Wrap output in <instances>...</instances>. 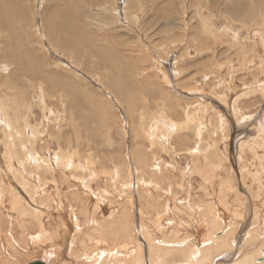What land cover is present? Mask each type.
<instances>
[{"label": "rangeland", "instance_id": "1", "mask_svg": "<svg viewBox=\"0 0 264 264\" xmlns=\"http://www.w3.org/2000/svg\"><path fill=\"white\" fill-rule=\"evenodd\" d=\"M8 1L12 2L11 10L8 16L6 15L7 19L0 21V79H3V81L7 80V87L12 84V86H17V89L14 90V94H16L15 91H20L17 93L16 97L18 99L21 98L22 103H15L20 105L21 108H25L24 110L21 109V113L25 112L26 106L29 102L32 103V115L29 119V123L32 125L39 124L37 131L39 137L37 138V143L35 145L36 150H33V152L32 150L29 151L32 155L31 158L26 157L27 155L23 156V153L22 155L15 153L14 143L10 144L12 145V147L10 146L12 148L11 150H13L14 153L11 151L9 154L11 158H6L7 155H5L4 145H2L1 142L5 140L2 128L7 126L8 132L10 126H8L9 122L4 120V117L3 121L0 120V139H4L0 141V146H2L0 147V177L3 178V183L0 185V201L2 200V202H0V253H2L5 260L14 264H25V262L27 263L34 260L44 261L47 264H81L73 260L65 259V262H63L61 259L51 258L47 251V245L45 246L44 244H36V248L34 250V248L29 244V240H31L30 235L37 232V228L34 227L33 229H29V227L26 226L25 229H28H21L22 225H27L23 223L25 219H27V222L31 219L29 217H23L20 219V223H18L16 213L9 210L11 209L10 202L14 200H18L24 207H29L30 211L41 212L43 214V221L46 228H51L49 230L52 232L56 231V229L59 230V239H57L58 242L56 243L59 248L60 245H63V242H66L67 238L69 240L71 234L75 235V231L72 230L71 232H68L62 228L63 222L65 225L72 222L68 214L70 210H73V220H77V224L72 222L73 224L69 223V225L72 227L77 225V227H80L82 230H86L92 224H89L90 219L85 223L82 222L83 216L79 213L83 204H85V209L87 211H91L93 205L92 202L96 200L99 205V211L102 212V214H104L105 211H108V214L105 216H109L111 212H119L120 209L125 206V201L128 200V194L126 193H129L132 190L134 194L131 192V200H133L131 202L136 204L133 209L130 208V215L133 223L129 230L134 233L137 241H139L144 248L146 247L143 230L139 231V228L142 229V222H139L141 219L138 218L141 217L140 215L142 214L140 211L141 207L139 206V194H137V192L139 193L137 186V167L131 155L134 146V142L131 139V130H129L131 122L123 104L119 101V98L115 97V91L118 89L124 91L122 93L126 94V96L136 98L137 107H140L141 102L146 100L150 111H154L156 113V111H160L157 109L162 107L166 108V110L163 109L165 116H167L166 118H170L165 119L167 122L164 123H169L167 126L168 131L170 125L176 123L178 118L180 119H178V121H181V119L186 117L188 118L186 119V122L192 123L196 127V136L199 135V139L196 136L191 138L189 136L191 134L190 131H185L182 136L180 134L176 135L177 138L175 137V140L171 133H169L170 131L167 132L166 136H164L162 133L161 135L156 132L157 128L153 127L151 132H149V139L162 145L163 147H161L164 150H168V153H166L162 149L163 152L160 151V156H157L158 158L154 157V152L151 153L154 151L152 144H150L151 140H144L147 143L143 141L144 149L150 155L148 159L150 160L149 164L152 166V168L150 167V170L154 169L155 171H162V176H159L161 179L156 176L154 178L157 180L156 185L151 184L150 189H155L157 191L159 186L162 188L160 194L161 196L158 194L160 193L159 190L158 193L155 190H153V192L157 193L155 197L159 199V202L166 200L165 202L168 213L165 214L164 219L167 220V218H169V221L172 220L174 223L172 224L175 225L168 226L167 224H164V226L169 230V233H175L177 231L176 236H178V240L181 243L189 236L190 238H195L197 236L202 238L206 235L208 232L206 231L207 229H201L198 226L196 227V225H192L189 230L191 233L187 232L188 229L185 230L181 226L179 227V225H184L188 220L184 213L180 212V214H177L175 207L182 209L185 213L189 212L190 214L193 212V215H197L194 213L196 211L192 210L191 205L193 201L196 202L203 199L207 202L208 206L213 207L212 209L221 210L220 215L222 213L227 214L226 208L222 205V203L220 204L218 199L220 188L224 186L222 189L225 191L227 199H229L230 208H237L239 210L244 208L245 215L244 221L239 225V229H242V231L238 229L237 233H241L238 234V237L236 234L237 243L233 253H235L237 249L239 250V248H241L242 234L244 230H251L250 228L253 226L254 215L258 209L259 210L257 212L261 213H259L258 225L262 234L260 239H264V228H262L264 226V188L262 189L259 198L256 199V202H254L255 200H250L244 187V184H248L254 190H257L260 183L264 185V172L261 170V165H264V155H262L264 154V97L263 94L259 93V91L264 88V0H177V2L176 0H142L141 11L137 8V5H135L134 8H130V12L127 9L128 5L133 6L134 3L127 5L128 0ZM105 3L107 4L105 5ZM163 6L167 9L159 13ZM174 9L177 10L178 13H175ZM117 13H120V17ZM204 16L205 18H203ZM54 18L56 19L54 20ZM65 18L67 23L71 24L70 29H68L64 22ZM260 18L262 20H260ZM56 25L59 26L57 27ZM60 28L62 29L59 30ZM62 39L71 41L72 45L68 46V44H62ZM75 45H78L81 49ZM88 46H90V48ZM97 46L105 47L103 48L105 50L102 52H95L92 47ZM75 52H77V54ZM71 53L74 56L73 58L68 57L72 56ZM99 53H104V55L99 56ZM29 56L32 58H29ZM207 60H210V62H207ZM212 60L213 62H211ZM226 60L228 62H226ZM86 61L88 63H86ZM78 64H80V67H78ZM213 66H217L215 67L217 70H215ZM20 67L23 68L21 69ZM204 68L207 69L203 70ZM70 69L75 73L77 72L84 79L78 83L84 90L90 93L92 92L98 96L97 103L101 102L102 99H106L108 103L101 102V111L106 113V117L111 125L114 122L111 126L113 128L111 129L112 135L110 137L111 140H113V144L110 145V143H107L106 138L103 139L101 136H97V138L95 137V140L98 145L92 146V144V147L89 146L87 149L89 152H93V154L98 158L96 165L92 170L95 171V173H101L102 167L110 168L114 166V163L115 165H120L122 162L125 163V165L129 167V171L131 170V185L129 190H127L128 184L125 180L118 182L114 178L110 179L109 176H104L98 173L97 181L90 185L92 197L86 199L83 192L87 189L86 185L88 177L78 179L74 177L72 173H68L67 171L64 172L63 170L53 167L55 164L53 156L54 153L59 147L65 150L66 153L68 145L66 146L65 140L67 137L65 138L64 136H67L69 132H72V128L68 125H63L64 127L58 128V126H60L59 121L56 122L55 126L53 125L56 119L52 112L54 110L56 112L59 111L61 113V117L67 119V116H65V114L67 115V112L63 110L62 103H59L57 94L60 95L59 97L61 100L63 99L64 103H66V107L68 108L69 106L71 108L70 111L73 112L74 127L76 129L78 125H80L82 131L80 132L82 135H85L84 129L86 127H94L97 122L96 120L91 123L92 121L90 118L92 120H94V118L87 117V109L85 106L80 107L78 98H65V94L68 92L66 86L69 84L68 70ZM47 71L52 73L49 74ZM17 75H19L20 78ZM52 75H57L59 78L54 79V81L52 83L50 82V84H46V80H51V77L53 78ZM180 75L182 77H180ZM60 77L64 78V81L60 80ZM9 80L10 83L8 82ZM44 85L48 87L47 89L50 88L51 91L50 89L47 90ZM7 87L6 89L1 88L0 93H6L7 95L9 91L7 90ZM28 88L30 91H28ZM258 88L260 90H258ZM23 89L25 91H21ZM42 91L49 94L51 97H54L46 99L47 107L44 111H42L40 105L42 101ZM162 93L168 96V102L166 105L170 103L169 107H166L163 104ZM38 95L40 97H38ZM8 99L9 101L10 99L11 101L14 100V98ZM11 104L13 106V103ZM12 106H9L10 109L12 108L11 110H13ZM201 109L203 110L199 111ZM190 110L194 111L195 116L192 117L193 120L191 117L186 116V113H189ZM232 112L237 114L233 115ZM162 114L163 112H160L159 116H162ZM237 115L238 117H242L239 119L236 117ZM80 119H82V121H80ZM85 119L87 120L86 122L90 124H87L85 121L83 122ZM162 119H164V117ZM47 127H49L48 129L50 130H48ZM65 127L69 132L64 130ZM121 127L125 129L124 132L121 131ZM26 128H28L27 133H31V131H29V127ZM121 132L122 134L126 133V137L124 136L125 134H123L124 137L119 134ZM186 133L188 134V140L183 137ZM154 135L160 136V138H155V140ZM161 136L163 137L161 138ZM255 139L260 140L257 141ZM138 140L139 143L142 142L141 139ZM84 141L85 140L81 141L83 142V146L85 144ZM170 141H173L174 143ZM11 142L12 141H10V143ZM164 144H169V146H165ZM214 144H217L218 149V151H216V159L215 161H212L211 164L206 165V152L204 151H209ZM251 144H254L252 145L253 147ZM260 144H263L261 148ZM87 145L89 144L87 143L86 146ZM83 146L81 148V153H84L83 150L86 148H83ZM23 147L22 151H24V149L26 150L28 147L30 149V145H25ZM170 147H172V149ZM196 147L198 148L196 149ZM199 148H201V150H198ZM202 148L207 149L202 150ZM246 149H248V152ZM37 154L45 156L47 159L51 158L52 163L47 167L48 169L49 167H52L55 170L52 177L48 175V173L40 179L36 174L34 175L31 170L26 169V164L36 165L33 159L37 157ZM169 154H171V156ZM192 154L197 156L199 165L197 164V161L196 163L194 162L195 160L191 161L193 160L191 157L193 156ZM12 155L15 156V158ZM82 156L77 163H84ZM217 162L218 166L221 165L220 167L216 166ZM200 163H202V165ZM22 167L24 168L22 169ZM9 169H11V171ZM166 169H169L168 172L170 174L166 172ZM212 169L214 170L212 171ZM191 171L193 173H191ZM13 172H16L17 175H13ZM29 173L30 175H28ZM6 174H8V176ZM146 178L149 177L146 176ZM44 179L47 180L46 184L44 183ZM51 179H53V182ZM218 179L219 181H225L222 186L220 183L221 181L218 182ZM26 180L29 181V183H27L29 185L24 183ZM231 180L233 181L232 183L234 186L232 187L234 191L231 188L227 189V186L229 185L227 182L229 181L230 183ZM144 181L146 183L149 181L148 183H150L153 180L145 179ZM32 182L34 184H32ZM211 182H215V184L212 183V185ZM241 184H243V186H241ZM119 185H121L120 189L118 187ZM217 186H220V188ZM26 187L28 190H26ZM34 187H37V190ZM29 188L36 190L35 192H32V196L31 193H29ZM107 189H109V192ZM181 190L183 193L180 192ZM235 191L239 193L238 197H234ZM46 193H48L50 197L49 205L45 201ZM229 193L232 194V196L228 195ZM75 194H77V197L79 198L78 203H74L72 201V196ZM206 195L207 198L205 197ZM60 196L63 197L61 209L58 207V199ZM211 200L212 202H210ZM3 201L7 203L5 204ZM259 201L262 202V204ZM165 202H163L164 205ZM239 204L241 206H239ZM4 207H6V209H4ZM190 207L191 209H189ZM139 212L140 215L138 214ZM8 215L10 217H8ZM229 216L230 214L224 216V220L226 223L231 224V222H233V218H230ZM96 218L98 219L97 221L102 220V218L98 215ZM249 219H251V221ZM175 223L178 225L176 226ZM149 226L151 227L150 222L147 223L149 232L157 233V230L154 229V231H152L153 227L149 228ZM76 229L74 228V230ZM21 231L25 233H22ZM203 232L206 233L203 234ZM22 236H25L26 239ZM27 239L28 244H19L21 240L27 241ZM9 243L11 244L10 249L8 248ZM20 245H23V248H21ZM107 245L114 249L117 247L116 244L112 246V242ZM257 245V243L255 245H250L248 246V249H256ZM26 248L35 252L28 254L30 253V250H27ZM5 249H7V254H5ZM103 249H105L103 246H99V249L97 250L104 251ZM16 250L17 252L21 251L23 255L21 256V259L18 258L16 260H12L11 255H13ZM8 254H10L9 257ZM233 258L235 259V256L229 258H227V256H220L217 258V261L216 259L214 260V264H227L225 263L226 259H228L227 262H232V260H234ZM219 259L220 261H218ZM259 259V261L263 260V258Z\"/></svg>", "mask_w": 264, "mask_h": 264}, {"label": "bare ground", "instance_id": "2", "mask_svg": "<svg viewBox=\"0 0 264 264\" xmlns=\"http://www.w3.org/2000/svg\"><path fill=\"white\" fill-rule=\"evenodd\" d=\"M105 1V0H104ZM110 1V0H109ZM112 1V0H111ZM167 1V0H166ZM183 1V0H182ZM97 2H100V1H97ZM102 2V1H101ZM114 2V1H113ZM129 2V3H128ZM127 2V5L128 4H132L134 3V5H128V11L130 10V8H134L135 5H137V8L141 11V2L142 0H128ZM177 2V0H176ZM213 2V1H212ZM238 2V1H236ZM11 1H8V0H0V21L1 20H6L7 19V16L11 10ZM116 3V2H115ZM107 3H105L106 5ZM174 5V4H173ZM172 5V7H173ZM104 6V5H103ZM237 6V5H236ZM115 7V6H114ZM176 8V7H174ZM160 9V8H159ZM167 9V8H166ZM165 7L163 6L162 9L159 11L162 12V11H165L166 10ZM172 9V8H171ZM114 10V8H113ZM135 10V9H134ZM175 10V9H174ZM126 11V10H125ZM127 11V12H128ZM173 11V9H172ZM124 12V11H123ZM130 12V11H129ZM239 12V11H238ZM121 13V11H120ZM120 13H117L118 16L120 17ZM125 13V12H124ZM175 13H178L177 10H175ZM7 15V16H6ZM116 15V14H115ZM130 15V14H128ZM166 15V14H165ZM164 15V16H165ZM110 16V15H109ZM135 16V15H134ZM11 17V16H10ZM257 17V16H256ZM262 17V16H261ZM12 18V17H11ZM205 18V16L203 17ZM13 19V18H12ZM56 18H54L55 20ZM134 19V18H133ZM201 19V18H200ZM260 20H262L260 18ZM49 21H53V20H49ZM64 22L66 24V26L68 27V29H70V23H67V20L66 18L64 19ZM52 23V22H51ZM53 24V23H52ZM57 24V23H56ZM136 24V23H135ZM204 25V24H202ZM211 25V24H210ZM57 26V25H56ZM59 26V25H58ZM57 26V27H58ZM244 26V25H243ZM199 27V25H198ZM201 28L203 29V27L201 26ZM200 28V30H201ZM62 28H60L59 30H61ZM64 31V29H63ZM25 32V31H24ZM202 33V31H201ZM8 34V33H7ZM18 34V33H17ZM12 35V34H11ZM10 36V35H9ZM64 36V35H63ZM16 38V37H15ZM19 38V37H18ZM17 38V39H18ZM234 38V37H233ZM198 39V38H197ZM236 39V38H235ZM12 40V39H11ZM60 40V39H58ZM63 40V39H62ZM105 40V39H104ZM62 44H68V46H71L72 45V42L69 41V40H63L61 41ZM75 44V43H74ZM108 44V43H107ZM88 45V44H87ZM90 45V44H89ZM20 46V45H19ZM66 46V45H65ZM78 47V45H75ZM74 46V47H75ZM90 48V46H88ZM80 48V47H78ZM105 47H101V46H97V47H92L93 50H95V52H102L103 49ZM81 49V48H80ZM109 49V48H108ZM76 50V49H75ZM84 50V49H83ZM1 51V50H0ZM67 51V50H66ZM62 52V51H61ZM70 52V51H69ZM94 52V53H95ZM77 54V52H75ZM72 54V53H71ZM104 53H99V56H103ZM77 56V55H76ZM68 57H74L73 54L72 56H68ZM29 58H32L29 56ZM90 58V57H88ZM210 59V58H209ZM212 59V58H211ZM11 60V59H10ZM16 60V59H15ZM36 61V59H35ZM94 61V60H93ZM210 62V60H207V62ZM213 62V60L211 61ZM226 62H228L226 60ZM12 63H13V60H12ZM86 63H88L86 61ZM92 63V62H91ZM97 63V62H96ZM187 63V62H186ZM217 63V62H216ZM225 63V62H224ZM21 64V63H20ZM25 64V63H24ZM203 64V63H202ZM226 64V63H225ZM14 65V64H13ZM12 65V66H13ZM19 65V64H18ZM23 65V64H21ZM221 65V64H220ZM219 65V66H220ZM11 66V67H12ZM24 66V65H23ZM32 66V65H31ZM36 66V65H34ZM58 66V65H57ZM185 66V65H184ZM202 66V65H201ZM199 66V67H201ZM239 66V65H238ZM14 67V66H13ZM40 67V65H39ZM63 67V66H62ZM78 67H80V64H78ZM206 67V66H205ZM214 67V66H213ZM217 67V66H215ZM214 67V68H215ZM222 67V66H221ZM219 67V68H221ZM1 68V67H0ZM21 69L23 67H20ZM26 68V67H25ZM117 68V67H115ZM212 68V69H214ZM228 68V67H227ZM30 69V67H29ZM28 69V70H29ZM183 69V68H182ZM186 69V68H185ZM207 68H204L203 70H205ZM34 70V69H33ZM38 70V69H37ZM41 70V69H40ZM78 70V69H77ZM90 70V69H89ZM88 70V71H89ZM202 70V71H203ZM215 70H217L215 68ZM213 70V71H215ZM10 71V70H9ZM17 71V70H16ZM42 71V70H41ZM63 71V70H62ZM69 71V84H67L66 88L68 89V92L65 94V98H78V102H79V105L80 107L82 106H85V108L87 109V117H93L94 120H92L90 118V121L91 123H93V121H96L97 122L95 123L96 126L94 127H86L84 129V133L85 135H82L81 134V126L78 125V127L75 129L74 127V119H73V115H72V111L71 108L68 106V108L66 107V103H64L63 99L61 100V98L59 97L60 95L57 94V98H58V101L59 103L61 104L62 103V108L65 112H67V115L65 114V116H67L65 119L64 117H61V113L58 111L56 112L55 110L52 111L53 114L55 115V122L53 123V125L55 126L56 122L59 121V127H64L63 125H68L69 127L72 128V132L70 133L69 131L66 130V127L64 130H66L68 133L67 136H64L65 138L67 137L66 140V146H67V151L65 153V150L61 149V147H59L57 149V151L54 153V159H55V164L53 167H56L57 169H60V170H63L64 172L67 171L68 173H72L74 175V177L78 178V179H81L82 177H88V180H87V189L86 191L83 192V195L86 199L88 198H91L92 195H91V191H90V185L92 183H94L95 181H97L98 179V176L97 174L100 173H95V171H93L92 169H94L93 167H95L96 165V162L98 160V158L93 154V152H89L88 147L91 146H97L98 143L96 142L95 140V137L97 138V136H101L103 139H107V143H110L113 144V140H111V129L113 127H111L113 124L111 125L108 118L106 117V113L105 112H102L101 111V102L104 103V102H107L106 99H102L101 102L97 103V98L98 96H96L95 94H93L92 92H87L86 90L83 89V87L78 84L81 82V80L83 79L77 72L75 73L73 70H68ZM30 72V71H29ZM28 72V73H29ZM40 72V71H39ZM49 73V71H47ZM58 72V71H57ZM185 72V71H184ZM259 72V71H258ZM10 73V72H9ZM16 73V72H15ZM18 73V72H17ZM27 73V72H26ZM52 73V72H51ZM49 73V74H51ZM182 73V72H181ZM201 73V72H200ZM254 73V72H253ZM262 73V72H261ZM19 74V73H18ZM23 74V73H21ZM46 74V73H45ZM55 74V73H53ZM57 74V73H56ZM66 74V73H65ZM68 74V73H67ZM10 75V74H9ZM32 75V74H31ZM47 75V74H46ZM59 75V74H58ZM184 75V73H183ZM19 77V75H17ZM28 76V75H27ZM45 76V75H44ZM51 76V75H50ZM53 76V75H52ZM61 76V74H60ZM99 76V75H98ZM261 76V75H260ZM13 77V76H12ZM46 77V76H45ZM49 77V76H48ZM180 77H182L180 75ZM7 78V77H6ZM9 78V76H8ZM20 78V77H19ZM23 78V77H22ZM47 78V77H46ZM59 76L57 77V75L53 76V78L51 77V80H45L47 81L46 84H50V82L52 83L54 81V79H58ZM15 79V78H14ZM27 79V78H25ZM67 79V78H66ZM98 79V78H97ZM120 79V78H119ZM180 79V78H179ZM17 80V79H16ZM19 80V79H18ZM60 80H63L64 81V78L60 77ZM84 80V79H83ZM23 81V80H22ZM38 81V80H37ZM40 81V80H39ZM99 81V80H97ZM102 81V79H101ZM100 81V82H101ZM104 81V80H103ZM10 83V80L8 81ZM34 82V81H33ZM66 82V80H65ZM99 82V83H100ZM24 83V82H23ZM27 83V82H26ZM110 83V82H109ZM56 84V83H54ZM13 85V84H12ZM10 86L8 85L7 87V80L3 81V79H0V90L1 88H5L7 87V90L8 93L6 95V93H3L1 94L0 93V120L3 121V117L5 118L4 120H7L9 122L8 126H10V129L9 131L7 132L8 130V127L7 126H4V128H2V133H4V137H5V140L4 139H0L1 140H4V141H1L2 142V145H4V150H5V155H7L6 158L9 157V159L11 158V156H9V154L11 153H14L13 150H11L12 148V143L15 144V153L17 154H21L23 153V156L27 155L26 157H30L31 158V154H30V150H36V143H37V138L39 137L38 134H37V131H38V126L39 124H34L32 125L31 123H29V119L32 115V103L29 102V104H27L26 106V110L24 113H21V109L24 110L23 108L20 107V105H18L17 103L15 102H18V103H22V99L21 98H17L16 95L18 92L20 91H15L16 94H14V90L17 89V86L15 87L14 86ZM30 86V85H29ZM46 86V85H44ZM53 86V84H52ZM84 86V85H83ZM39 87V86H38ZM107 87V86H106ZM48 87L46 86V89ZM85 88V86H84ZM112 88V87H111ZM22 89V88H21ZM50 89V88H49ZM47 89V90H49ZM65 89V90H67ZM114 89V88H113ZM19 90V89H18ZM61 90V89H59ZM88 90V89H87ZM115 90V89H114ZM258 90H260L258 88ZM21 91H25L24 89L21 90ZM28 91L29 88H28ZM51 91V89H50ZM153 91V90H152ZM162 91V89H161ZM257 91V90H256ZM262 91V92H261ZM259 91V93L263 94V97H264V88ZM1 92V91H0ZM124 91H121V90H116L115 93H116V96L117 98H119V101L123 104L124 108L126 109L127 111V115L130 119V129L131 130V139L132 141L134 142V146H133V151H132V157H133V160L135 161V164H136V171H137V174H138V183H137V186H138V190H139V193L137 192V194H139V206L141 207V214L140 215V212L138 213L141 217H139L138 219H141V221L139 222H142L141 223V228H139V231L140 230H143V236L145 238V242H146V247L144 248V246L139 242L137 241L134 233L132 231H130L129 229L132 227V218H131V215H130V212H131V209H133L134 205L136 204H133L131 201V192L129 193H126L128 194V200L125 201V206H123L119 212H111L109 214V216H105L106 214H108L107 212L108 211H105L104 214H102V212L99 211V205L97 203L96 200H94L92 202V209L91 211H87L85 209V204H83L82 206V209L80 210V215L83 216V220L82 222H87L89 219V224H92L90 225L86 230H82L80 227H77L74 226L72 227L71 225H69V223L71 224L72 222L76 223L77 224V220H73L74 217H73V214H72V211L70 210V212L68 213L69 214V217L71 218L72 222H69L67 223V225L62 224V228L65 230V231H68V232H71L72 230L75 231L74 234L75 235H72L71 233V236L69 237V240L68 238L66 239V242H63L62 244L63 245H60V247L58 248L57 246V242L59 239L58 236H59V230L56 229V231H51L49 229L51 228H46L45 224H44V221H43V214L41 212H37V211H30V208L27 207V206H23L22 203H20L18 200H14V201H11L10 202V205H11V209H9L10 211H14L16 213V217H17V220H18V223H20V219L21 218H25V217H29L31 220H29L27 222V219H25V221L23 223L27 224V225H22L21 229L23 228V230H26L28 228L25 229L26 226L29 227V229H33L34 227L37 228V232H35L33 235H30L31 236V240H29V244L34 248H36V244H44L45 246L47 245V248H48V253H49V256L51 258H54V259H61L63 262H65L64 260H73L75 262H78V263H81V264H214V260L216 259L217 261V258H219L220 256H227V258L229 257H233L235 256V259L232 260V262H227L228 259H226V262L227 264H264V239H260L262 237V234H261V229H259V215L261 214L260 212H255V215H254V221H253V226H251L252 228H250L251 230H244L243 234H242V239H241V248H239V250L237 249L235 251V253H233V251L235 250V246H236V234H237V237H238V234L241 233H237L238 232V229H239V225L241 222L244 221V218H245V215H244V208H242L241 210L237 209V208H230V203H229V199H227V195L225 194V191L222 189L224 188L220 186L218 188H220V191H219V196H218V199L220 201V204L222 203V205H224V207L226 208V212L227 214H230V218H233V222L230 223H226L225 220H224V216H227V214H221L220 215V211L221 210H215V209H212L213 207L211 206H208L207 205V202L203 199H200L196 202L193 201L191 207H192V210H195L197 215H193L192 213L189 214V212L185 213L184 211H182V209H178L177 207H175V211L177 212V214L180 212L184 213L187 218V220L189 221V224L188 221L184 224V225H179V227L181 226L183 229L187 230V232H189V230L191 229L192 225H196V227H200L201 229L202 228H206L208 231L206 235H204L202 238H199L198 236L195 237V238H190V236L184 241V242H180L178 239V236H176V233H169V230L164 226V224H167L168 226L170 225H173L174 223L172 222V220L169 221V218H167V220L164 219L165 217V214H167L168 212V209L166 208V200H162V202H159L158 198L155 197V195L158 193V190L160 191L159 196H161V190L162 188H160V186L158 187L157 191L155 190L157 193H154L152 189H150V186L151 184L152 185H156V179H154L156 176L157 178H160L162 176V171H155L154 169L153 170H150V167L152 168V166L149 164V153L144 149V146H143V141L144 140H151L149 139V132H151V130L153 129V127L157 128L156 129V132L158 133H162L164 136H166L167 132L171 133L172 137L176 140V135H183L185 133V131H190V137L191 138H194L196 136V127L192 124V123H188L186 122V119L188 118H184V119H181V121H178L177 119V122L174 123V124H171L170 127L168 128L169 131L167 130V126L168 124L164 123V122H167V120L165 119H169V118H166L167 116H165V112L164 110H166V108H159L157 110H160L159 112L156 111V113L154 111H150V108L147 106V103H146V100L142 101L141 102V105L140 107H137V103H136V98H133L132 96H126V94L122 93ZM158 92V91H157ZM258 92V91H257ZM25 93V92H24ZM29 93V92H28ZM256 93V92H255ZM258 93V94H259ZM21 94V93H20ZM128 94V93H127ZM163 94V98H162V102L163 104L166 106V107H169L170 103L166 105V103L168 102V96H166L164 93ZM249 94V93H248ZM55 95H56V92H55ZM115 95V94H114ZM161 95V94H160ZM22 96V95H21ZM24 96V95H23ZM26 96V95H25ZM45 96V97H44ZM257 96V95H256ZM262 96V95H261ZM38 97H40L38 95ZM62 97V96H61ZM8 98H14L13 101H9ZM47 98H54V97H51L49 94H46L44 91H42V101H41V108H42V111H44L47 107V102H46V99ZM161 98V97H159ZM144 99V97H143ZM225 99V98H224ZM27 100V99H26ZM50 100V99H49ZM48 100V101H49ZM160 100V99H159ZM28 101V100H27ZM73 101V100H72ZM51 102V101H49ZM57 102V101H56ZM67 102V101H66ZM245 102V101H244ZM13 103V106L12 104ZM23 103H24V100H23ZM58 103V102H57ZM108 103V102H107ZM155 103V102H153ZM162 104V103H161ZM249 104V103H248ZM25 105V104H23ZM52 105V104H51ZM199 105V104H198ZM247 105V104H245ZM9 106H12L13 107V110L10 109ZM53 106V105H52ZM163 106V105H162ZM174 106V105H172ZM171 106V107H172ZM158 107V106H157ZM201 107V106H200ZM52 108V107H51ZM54 108V107H53ZM70 108V109H69ZM164 109V110H163ZM50 110V109H49ZM156 110V109H154ZM203 109L199 110V111H202ZM191 111V112H190ZM189 113H186V116H189L192 117L195 116L194 115V111L190 110ZM233 111V110H232ZM160 112H163L162 116H159ZM235 112V111H234ZM167 113V111H166ZM233 113V112H232ZM81 114V113H80ZM169 114V113H168ZM237 114V113H236ZM233 113V115H236ZM69 115V116H68ZM170 115V114H169ZM84 116V114H83ZM86 117V116H85ZM115 117V116H114ZM164 117V119L162 118ZM180 117V116H179ZM238 117V115L236 116ZM240 117L242 116H239L238 118L240 119ZM116 118V117H115ZM117 119V118H116ZM197 119V118H196ZM201 119V118H200ZM163 120V121H162ZM176 120V119H175ZM180 120V119H179ZM193 120V119H192ZM47 121V120H46ZM80 121H82V119H80ZM86 122L87 120H83V122ZM116 121V120H115ZM195 122V120H194ZM7 123V122H5ZM4 123V124H5ZM87 123V122H86ZM121 123V122H120ZM87 124H90V123H87ZM116 124V123H115ZM118 124V123H117ZM7 125V124H6ZM29 125V126H28ZM67 126V128L69 129V127ZM157 126V127H156ZM203 126V125H202ZM26 127H29V131H31V133H27V129ZM120 127V126H118ZM49 127H47L48 129ZM101 128V129H100ZM154 128V129H155ZM262 128V127H261ZM264 128V126H263ZM52 129V128H51ZM75 129V130H74ZM216 129V128H214ZM50 130V129H48ZM57 130V129H56ZM62 130V129H61ZM262 130V129H261ZM81 131V132H80ZM116 131V129H115ZM114 131V132H115ZM120 131V130H119ZM121 131L124 132L125 129L123 127H121ZM55 132V131H54ZM121 134L123 136V134H125L124 136L126 137V133H123ZM263 132V130H262ZM7 133V134H6ZM50 133V132H49ZM52 133V131H51ZM56 133V132H55ZM258 133V132H257ZM10 134V135H9ZM60 134V133H59ZM58 134V136H59ZM118 134V133H117ZM161 134V135H162ZM260 134V133H259ZM258 134V135H259ZM44 135H47V134H44ZM43 135V136H44ZM201 135V134H200ZM264 135V134H263ZM42 136V135H41ZM53 136V135H52ZM57 136V135H56ZM123 136V137H124ZM155 136V135H154ZM199 136V135H198ZM196 136V137H198ZM63 137V138H64ZM163 136H161L162 138ZM176 137V138H175ZM179 137V136H178ZM186 140H188V134L186 133L185 136H183ZM257 137V136H256ZM263 137V136H262ZM130 138V137H129ZM158 139L160 138V136H155L154 139ZM171 138V137H170ZM9 139V141H8ZM138 139H141L142 142L139 143V140ZM155 139V140H156ZM183 139V138H182ZM199 139V137H198ZM209 139V138H207ZM61 140V139H59ZM82 140H85L84 141V146H83V142H81ZM257 140V139H255ZM260 139H258L257 141H259ZM10 141H12L10 143ZM50 141V140H49ZM64 141V139H63ZM105 141V140H104ZM120 141V140H119ZM138 143H137V142ZM159 141V140H158ZM161 141V139H160ZM166 141V140H165ZM198 141V140H197ZM210 141V140H209ZM53 142V141H51ZM89 145L86 146L87 143ZM146 142V141H144ZM170 142H173V141H170ZM199 142V141H198ZM253 142V141H251ZM262 142V141H261ZM261 142H258V143H261ZM43 143V142H42ZM147 143V142H146ZM167 143V142H166ZM174 143V142H173ZM176 143V141H175ZM195 143V142H194ZM247 143V142H246ZM58 144V143H57ZM133 144V143H132ZM150 144H152L153 148H154V151H152L151 153L154 154V157L156 158L158 155L160 156V151L163 152V146L160 145L159 143L157 142H154L151 140ZM162 144V143H161ZM177 144V143H176ZM192 144V143H191ZM211 144V143H209ZM213 144V143H212ZM256 144V143H255ZM264 144V143H263ZM263 144H260V148L262 147ZM1 145V144H0ZM25 145H30V149L29 147L26 148V150L24 149V151H22V149L24 148L23 146ZM64 145V144H63ZM138 145H141V146H138ZM165 145V144H164ZM181 145V144H180ZM198 145V144H197ZM200 145V144H199ZM207 145V143H206ZM205 145V146H206ZM254 145V144H251V146ZM11 146V147H10ZM86 147L84 151V153H81V148ZM91 146V147H92ZM101 146V144H100ZM108 146V144H107ZM132 146V145H131ZM162 146V147H161ZM165 146H169V144L165 145ZM172 146H175V145H172ZM248 146V145H246ZM256 146V145H255ZM2 147V146H0ZM23 147V148H22ZM64 147V146H63ZM90 147V148H91ZM129 147V146H128ZM147 147V146H146ZM253 147V146H252ZM251 147V149H252ZM259 147V146H257ZM264 147V146H263ZM109 148V147H108ZM152 148V149H153ZM172 149V147H170ZM198 147H196L197 149ZM110 149V148H109ZM163 149V150H162ZM207 149V148H205ZM204 148H202V150H205ZM38 150V149H37ZM115 150V149H114ZM118 150V149H117ZM180 150V149H179ZM198 150H201V148H199ZM248 149H246L247 151ZM2 151V150H1ZM39 151V150H38ZM150 151V150H148ZM181 151V150H180ZM216 151H218L217 149V144H214L212 146V148L208 151H204L206 152L205 153V157H206V165L208 164H211L212 161H215V157H216ZM264 151V150H263ZM113 152V151H112ZM121 152V151H120ZM164 152L168 153V150H164ZM178 152V151H177ZM187 152V151H186ZM248 152V151H247ZM254 152V151H253ZM2 153V152H1ZM35 153V152H34ZM38 153V152H37ZM181 153V152H179ZM203 153V152H202ZM260 153V152H259ZM264 153V152H263ZM83 154V156H82ZM106 154V153H105ZM113 154V153H112ZM185 154V153H184ZM191 154V153H190ZM188 154V155H190ZM250 154V153H249ZM258 154V153H256ZM3 155V154H2ZM15 155V154H14ZM35 155V154H34ZM109 155V154H108ZM115 155V154H114ZM119 155V154H118ZM171 156V154H169ZM168 155V156H169ZM187 155V154H185ZM193 155V154H192ZM219 155V153H218ZM261 155V154H260ZM264 155V154H262ZM13 156V155H12ZM18 156V155H17ZM52 156V157H53ZM82 156L83 160H84V163L82 162H79L77 163L79 160H80V157ZM120 156V155H119ZM130 156V155H129ZM166 156V155H165ZM169 156V157H170ZM177 156V155H176ZM221 156V155H220ZM253 156V155H252ZM15 158V156H13ZM116 157V155H115ZM167 157V156H166ZM165 157V158H166ZM193 160L191 161H194L196 163L197 161V164H198V159H197V156L193 155L191 156ZM218 157V156H217ZM258 157V155H257ZM264 157V156H263ZM262 157V158H263ZM158 158V157H157ZM190 158V157H189ZM202 158V157H201ZM222 158V157H221ZM220 158V159H221ZM105 159V158H103ZM112 159V158H111ZM121 159V158H119ZM261 159V158H260ZM36 163V165H29V164H26V169L28 170H31L33 172V174L37 175L40 179L44 177V175L48 174L50 175L51 177L53 176V174L55 173V170L52 168V167H48L47 166H50V164L52 163L51 161V158L47 159V157L45 156H42L40 154H37V157H35L33 159ZM132 160V161H133ZM163 160V159H162ZM189 160V159H188ZM28 161V159H27ZM110 161V160H108ZM158 161V160H157ZM160 161V160H159ZM172 161V159H171ZM205 161V160H204ZM121 162V161H120ZM119 162V163H120ZM200 162V161H199ZM241 162V161H240ZM261 162V161H260ZM193 163V162H191ZM20 164V163H19ZM111 164V163H110ZM117 164V163H116ZM158 164V163H157ZM189 164V163H188ZM202 165V163H200ZM216 164V163H215ZM221 164V162H220ZM223 164V163H222ZM261 164V163H260ZM192 165V164H191ZM199 165V164H198ZM240 165V164H239ZM2 166V165H1ZM11 166H14V165H11ZM158 166V165H156ZM194 166V165H192ZM218 166V162H217V165ZM221 166V165H220ZM218 166V167H220ZM164 167V166H163ZM202 167V166H201ZM209 167V166H208ZM241 167V166H240ZM239 167V168H240ZM262 169L263 172H264V165L262 166ZM24 167H22L23 169ZM65 168V169H64ZM157 168V167H156ZM193 168V167H192ZM199 168V166H198ZM205 168V167H204ZM212 168V167H210ZM217 168V167H216ZM260 168V166H259ZM6 169V168H5ZM164 169V168H163ZM202 169V168H201ZM215 169V168H214ZM212 169V171L214 170ZM258 169V168H256ZM11 171V169H9ZM8 170V171H9ZM190 170V169H189ZM196 170V169H195ZM218 170V169H216ZM5 171V170H4ZM49 171V172H48ZM131 171V170H130ZM130 171H129V167L127 165H125V163H121L120 165H115L114 163V166L113 167H110V168H105V167H102L101 169V173L102 175H106V176H109L110 179H116L118 182L122 181V180H125V182L128 184L127 185V190L130 189V185H131V174H130ZM169 169H166V172H168ZM198 171V170H196ZM200 171V170H199ZM207 171V170H206ZM211 171V170H209ZM224 171V170H223ZM254 171V170H253ZM161 172V173H160ZM208 172V171H207ZM222 172V171H220ZM249 172V170H248ZM258 172V170H257ZM169 173V172H168ZM191 173H193L191 171ZM199 173V172H198ZM206 173V172H205ZM226 173V171H225ZM16 174V172H13V175ZM170 174V173H169ZM201 174V173H200ZM250 174V173H249ZM252 174V173H251ZM8 176V174H6ZM12 175V176H13ZM17 175V174H16ZM30 175V173L28 174ZM101 175V176H102ZM186 175V174H185ZM27 176V175H25ZM96 176V177H95ZM103 176V177H104ZM126 176V177H124ZM146 176H148L149 178H146ZM160 176V177H159ZM165 176V175H164ZM200 176V175H199ZM205 176V175H204ZM227 176V175H226ZM254 176V175H253ZM257 176V175H255ZM259 176V175H258ZM30 177V176H29ZM28 177V178H29ZM112 177V178H111ZM167 177H170V176H167ZM166 177V179H167ZM241 177V175H240ZM9 178V177H8ZM27 178V179H28ZM185 178V177H184ZM188 178V177H187ZM190 178V177H189ZM209 178V177H208ZM224 178V177H223ZM226 178V177H225ZM259 178V177H257ZM3 178L0 177V185H2L3 183ZM24 179V178H23ZM153 180L151 181L150 183H148L149 181H147V183L144 181V180ZM161 179V178H160ZM217 179V178H216ZM256 179V177H255ZM44 183L46 184L47 183V180L44 179ZM186 180V179H185ZM205 180V179H204ZM210 180V179H209ZM226 180V179H225ZM251 180V179H250ZM253 180V178H252ZM261 180V179H260ZM8 181V180H6ZM32 181V180H31ZM51 181L53 182V179H51ZM100 181V180H99ZM214 181V180H213ZM221 181V182H220ZM218 179V182L221 183V186L224 184V180H220ZM5 182V181H4ZM10 182V181H9ZM38 182V181H37ZM102 182V181H101ZM105 182V181H104ZM173 182V181H172ZM184 182V181H183ZM208 182V181H207ZM233 181L231 180V182L229 183V181L227 182L229 185L227 186V189L231 188L233 191ZM262 182V181H260ZM25 184L29 183L28 180L24 181ZM169 183V182H168ZM213 182H211L212 184ZM24 184V185H25ZM32 184H34L32 182ZM39 184V182H38ZM37 184V185H38ZM105 184V183H104ZM184 184V183H183ZM210 184V183H209ZM215 184V182L213 183ZM212 184V185H213ZM218 184V183H217ZM244 184V183H243ZM243 184H241V186H243ZM29 185V184H27ZM167 185V184H166ZM179 185H180V181H179ZM239 185V184H238ZM11 186V185H10ZM15 186V185H14ZM21 186V184H20ZM31 186V185H30ZM99 186V185H98ZM121 185H119V189L121 188L120 187ZM170 186V185H169ZM174 186V185H173ZM172 186V187H173ZM240 186V185H239ZM259 186V187H258ZM256 188L257 190H254L250 185L248 184H244V187H245V192L247 193V195L249 196L250 200H255L254 202H256V199L259 198V195L260 193L262 192V189L264 188V185L263 184H259ZM8 187V186H7ZM39 187V186H38ZM61 187V186H60ZM114 187V186H113ZM171 187V186H170ZM177 187V186H176ZM179 187V186H178ZM183 187V186H182ZM185 187V186H184ZM201 187V186H200ZM199 187V188H200ZM216 187V186H215ZM238 187V186H237ZM20 188V187H18ZM31 188V187H30ZM30 192L31 193V196L33 195L32 192H35L37 190V187L35 189H30ZM175 188V187H174ZM187 188V187H186ZM208 188V187H207ZM214 188V187H213ZM255 188V189H256ZM167 189V188H166ZM21 190V189H20ZM26 190L27 187H26ZM184 190V189H183ZM186 190V189H185ZM198 190V189H197ZM201 190V189H200ZM207 190V189H206ZM205 190V191H206ZM210 190V189H209ZM231 190V191H232ZM25 191V190H24ZM93 191V190H92ZM102 191V190H100ZM107 191L109 192V189H107ZM176 191V190H175ZM217 191V189H216ZM232 191V192H233ZM239 191V190H238ZM135 192V191H134ZM177 192V191H176ZM175 192V193H176ZM180 192L183 193V191L181 190ZM203 192V191H202ZM218 192V191H217ZM241 192V191H239ZM14 193H15V190H14ZM80 193V192H79ZM133 193V192H132ZM18 194H19V191H18ZM121 194V193H120ZM134 194V193H133ZM164 194V193H163ZM181 194V193H180ZM37 195V194H36ZM79 195V194H78ZM203 195V194H202ZM209 195V194H208ZM228 195H231L232 194H228ZM236 195V196H235ZM235 195L234 197H238L239 196V193L235 191ZM6 196V195H5ZM10 196V195H8ZM101 196V195H100ZM99 196V197H100ZM136 196V195H135ZM187 196V195H186ZM118 197V196H117ZM190 197V195H189ZM195 197V196H193ZM198 197V196H196ZM207 198V195L205 196ZM204 197V198H205ZM230 197V196H228ZM245 197V196H244ZM261 197V196H260ZM11 198V197H9ZM8 198V199H9ZM39 198V197H38ZM177 198V197H176ZM186 198V197H185ZM213 198V197H211ZM3 199V198H2ZM8 199H5V200H8ZM34 199V198H33ZM32 199V200H33ZM40 199V198H39ZM62 199L63 197L60 196L59 199H58V207L59 209H61L62 207ZM72 201L74 203H78L79 202V198L77 197V194L73 195L72 196ZM117 199V198H116ZM137 199V198H136ZM184 199V198H183ZM191 199V198H190ZM214 199V198H213ZM246 199V198H245ZM4 200V201H5ZM31 200V201H32ZM104 200V199H103ZM192 200V199H191ZM215 200V199H214ZM217 200V199H216ZM239 200V199H238ZM3 201V202H4ZM45 201L48 203V205L50 204V197H49V194L46 193L45 194ZM92 201V200H91ZM105 201V200H104ZM124 201V199H123ZM122 201V202H123ZM233 201V200H232ZM243 201V200H242ZM262 201V200H261ZM2 202V200L0 201ZM9 202V201H8ZM40 202V201H39ZM88 202V201H86ZM165 202V205L164 203ZM190 202V201H188ZM212 202V200L210 201ZM260 202V201H259ZM5 203V202H4ZM7 203V202H6ZM5 203V204H6ZM177 203V202H176ZM191 203V202H190ZM262 204V202H260ZM26 204V203H25ZM174 204V203H173ZM219 204V203H218ZM40 205V204H38ZM124 205V203H123ZM171 205V204H170ZM177 205V204H176ZM213 205V204H211ZM237 205V204H235ZM169 206V205H168ZM239 206H241L239 204ZM254 206V205H253ZM139 207V208H140ZM171 207V206H170ZM191 207L189 209H191ZM216 207V206H215ZM214 207V208H215ZM219 207V206H218ZM223 207V206H222ZM36 208V207H35ZM34 208V210H35ZM131 208V209H130ZM173 208V207H172ZM224 208V209H225ZM4 209H6V207H4ZM48 209V208H47ZM102 209V207H101ZM100 209V210H101ZM170 209V208H169ZM138 210V209H136ZM174 210V209H172ZM253 210V209H252ZM251 210V211H252ZM9 211V212H10ZM57 211L59 213V210L57 208ZM102 211V210H101ZM104 211V209H103ZM139 211V210H138ZM246 212V211H245ZM136 213V212H135ZM260 213V214H259ZM137 214V213H136ZM97 215L102 218L101 221H97L98 219L96 218ZM104 215V216H103ZM135 215V214H134ZM224 215V216H222ZM252 215V214H251ZM7 216V215H5ZM136 216V215H135ZM8 217H10L8 215ZM93 217V218H91ZM251 217V216H249ZM60 218V217H59ZM79 218V217H78ZM81 219V218H80ZM92 219V221H91ZM227 219V218H226ZM231 220V219H230ZM251 221V219H249ZM261 221V220H260ZM135 222V221H134ZM150 222L151 223V227H153V230H157V233H154V232H149L148 231V227H147V223ZM165 222V223H163ZM246 222V221H245ZM264 222V220H263ZM16 223V222H15ZM173 223V224H172ZM73 224V223H72ZM176 224V223H175ZM178 224H176L177 226ZM244 225V224H243ZM137 226V225H136ZM175 226V225H173ZM149 226V228H151ZM243 227V226H242ZM74 228L76 230H74ZM177 228V227H176ZM264 228V226L262 227ZM10 229V228H9ZM8 229V230H9ZM172 229V228H171ZM200 229V230H201ZM176 230V229H175ZM182 230V229H181ZM181 230H178V231H181ZM204 230V229H203ZM202 230V231H203ZM240 230V229H239ZM137 231V230H136ZM205 231V230H204ZM242 231V229L240 230ZM22 233H25L23 231H21ZM195 232V231H193ZM185 233V232H184ZM191 233V232H189ZM206 233V232H203V234ZM23 235V234H22ZM188 235V233H187ZM196 235V234H195ZM201 235V234H199ZM11 237V236H10ZM23 238H25V236H22ZM138 237V235H137ZM141 237V236H140ZM2 238V237H1ZM13 238V237H12ZM142 238V237H141ZM181 238V237H180ZM26 239V238H25ZM2 240V239H1ZM17 240V238H16ZM26 241V240H25ZM24 240H21V242L19 244H28V239L27 241L25 242ZM3 242V241H1ZM9 242V241H8ZM18 242V241H17ZM110 242H112V246L113 245H117V247L114 249L112 247H109L107 244H109ZM144 242V241H143ZM195 242V243H193ZM240 242V241H239ZM258 244L256 246V249H253V250H249L248 249V246L250 245H255V244ZM3 244V243H2ZM1 244V245H2ZM14 245V244H13ZM12 245V246H13ZM96 245V246H95ZM3 246V245H2ZM10 246L11 244L9 243L8 245V248L10 249ZM21 248H23V245H20ZM19 246V247H20ZM29 246V245H27ZM99 246H103V249L104 251H100V250H97L99 249ZM239 246V247H240ZM7 247V246H6ZM38 247V246H37ZM98 247V248H97ZM97 248V249H96ZM237 248V247H236ZM3 249V248H2ZM27 250H30L28 248H26ZM14 250V249H13ZM117 250V251H116ZM5 254H7V249H5ZM30 253L28 254H32L34 253L35 251H32L30 250L29 251ZM17 253V254H15ZM13 253V255H11V258L12 260H16L18 258L21 259V256L23 255V253L20 251V252H16ZM25 255V254H24ZM10 256V254H8V257ZM259 258H263L262 261H259L260 259ZM48 259V258H47ZM223 259V258H222ZM2 260V261H1ZM0 261L1 263L0 264H14L12 262H9L8 260H5L3 258V255L2 253H0ZM35 261V260H34ZM220 261V259L218 260ZM15 262V261H14ZM32 262V261H31ZM41 262H44V261H41ZM62 262V263H63ZM29 263V262H27ZM25 262V264H27ZM45 263V262H44ZM47 264V263H45Z\"/></svg>", "mask_w": 264, "mask_h": 264}, {"label": "water", "instance_id": "3", "mask_svg": "<svg viewBox=\"0 0 264 264\" xmlns=\"http://www.w3.org/2000/svg\"><path fill=\"white\" fill-rule=\"evenodd\" d=\"M27 264H45V263L41 262V261H32V262H29Z\"/></svg>", "mask_w": 264, "mask_h": 264}]
</instances>
